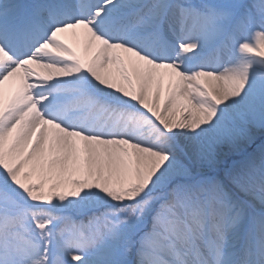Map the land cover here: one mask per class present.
<instances>
[{"label": "snow or ice", "instance_id": "obj_1", "mask_svg": "<svg viewBox=\"0 0 264 264\" xmlns=\"http://www.w3.org/2000/svg\"><path fill=\"white\" fill-rule=\"evenodd\" d=\"M0 264H264V0H0Z\"/></svg>", "mask_w": 264, "mask_h": 264}, {"label": "bare ground", "instance_id": "obj_2", "mask_svg": "<svg viewBox=\"0 0 264 264\" xmlns=\"http://www.w3.org/2000/svg\"><path fill=\"white\" fill-rule=\"evenodd\" d=\"M66 42H68L69 45L71 47H73V49H74V51H76L77 55H80L81 57H87L90 54L89 51L86 49L85 39L82 35L73 36V35L69 34L66 37ZM15 86H16L15 81L6 82V84H5L6 93L11 91V90H14ZM167 86H168V79H167V77H165L164 85H163V91H166ZM163 91H162V95H163Z\"/></svg>", "mask_w": 264, "mask_h": 264}]
</instances>
